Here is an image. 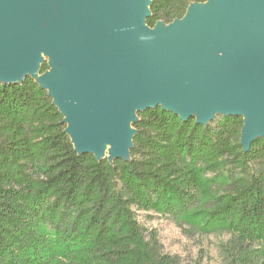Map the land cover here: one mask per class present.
<instances>
[{"label": "trees", "instance_id": "16d2710c", "mask_svg": "<svg viewBox=\"0 0 264 264\" xmlns=\"http://www.w3.org/2000/svg\"><path fill=\"white\" fill-rule=\"evenodd\" d=\"M150 2L153 28L206 0ZM136 116L130 161L109 164L75 152L33 79L0 84V264H186L138 212L228 236L224 264H264V139L244 152L241 117L202 126L160 107Z\"/></svg>", "mask_w": 264, "mask_h": 264}, {"label": "water", "instance_id": "95a60500", "mask_svg": "<svg viewBox=\"0 0 264 264\" xmlns=\"http://www.w3.org/2000/svg\"><path fill=\"white\" fill-rule=\"evenodd\" d=\"M150 3L0 0V84L33 79L97 161L129 162L136 115L157 107L202 126L241 117L247 152L264 139V0L192 3L153 28Z\"/></svg>", "mask_w": 264, "mask_h": 264}, {"label": "rangeland", "instance_id": "374dc122", "mask_svg": "<svg viewBox=\"0 0 264 264\" xmlns=\"http://www.w3.org/2000/svg\"><path fill=\"white\" fill-rule=\"evenodd\" d=\"M108 149L105 147V156ZM136 216L145 230L156 232L165 254L179 256L186 264H224L221 246L228 236L203 234L187 226L180 227L167 216L145 212H138Z\"/></svg>", "mask_w": 264, "mask_h": 264}]
</instances>
